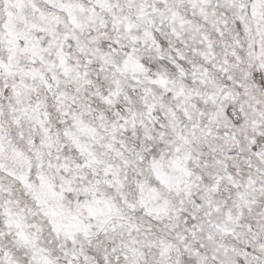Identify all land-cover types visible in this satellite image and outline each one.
I'll use <instances>...</instances> for the list:
<instances>
[{
    "label": "snow or ice",
    "instance_id": "snow-or-ice-1",
    "mask_svg": "<svg viewBox=\"0 0 264 264\" xmlns=\"http://www.w3.org/2000/svg\"><path fill=\"white\" fill-rule=\"evenodd\" d=\"M0 264H264V0H0Z\"/></svg>",
    "mask_w": 264,
    "mask_h": 264
}]
</instances>
